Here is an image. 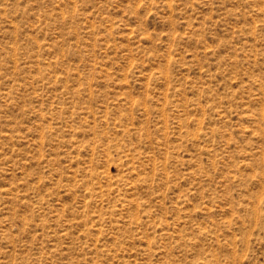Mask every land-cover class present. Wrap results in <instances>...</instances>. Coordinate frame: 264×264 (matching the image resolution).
I'll list each match as a JSON object with an SVG mask.
<instances>
[{"label": "rangeland", "instance_id": "rangeland-1", "mask_svg": "<svg viewBox=\"0 0 264 264\" xmlns=\"http://www.w3.org/2000/svg\"><path fill=\"white\" fill-rule=\"evenodd\" d=\"M0 264H264V0H0Z\"/></svg>", "mask_w": 264, "mask_h": 264}]
</instances>
